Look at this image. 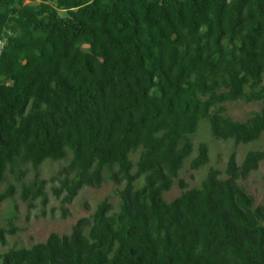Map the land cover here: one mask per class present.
Wrapping results in <instances>:
<instances>
[{"label": "trees", "instance_id": "16d2710c", "mask_svg": "<svg viewBox=\"0 0 264 264\" xmlns=\"http://www.w3.org/2000/svg\"><path fill=\"white\" fill-rule=\"evenodd\" d=\"M0 40V203H44L50 183L65 204L123 185L116 209L105 197L69 233L11 247L0 264H264V203L239 182L264 149L241 163L234 149L199 186L179 179L163 196L201 119L234 146L264 134V0H0ZM236 100L262 105L237 120L224 105ZM46 159L66 163L40 178ZM208 160L199 142L189 166Z\"/></svg>", "mask_w": 264, "mask_h": 264}, {"label": "rangeland", "instance_id": "374dc122", "mask_svg": "<svg viewBox=\"0 0 264 264\" xmlns=\"http://www.w3.org/2000/svg\"><path fill=\"white\" fill-rule=\"evenodd\" d=\"M29 1V0H26ZM225 114L233 119L244 120L255 111L261 108V102L246 103L241 100L226 102ZM193 150L192 153L184 160L182 170L178 173L177 178L171 188L163 194L166 200H171L181 192L179 179H184L188 187L199 186L205 178L210 167H216L221 170L225 167L226 159L232 150H236V160L241 163L245 153L248 150L264 149V134L258 140H252L246 143H240L234 146L233 140L215 139L210 134L208 122L201 119L198 128L192 135ZM199 142H206L209 145V160L196 170L190 168L189 163L197 154ZM137 155V153H136ZM66 161H52L46 159L38 170L40 178H49L53 173L60 169ZM32 173L28 175L31 177ZM10 178H7V181ZM23 180H28L25 178ZM239 182L254 196L255 203H264V159L260 162L259 167L252 171L245 178H240ZM142 178L136 179L135 187H139ZM47 185V196L44 203L42 198L35 199L31 207L26 202L18 199L17 195L10 199L3 200L0 203V226H4L7 216L12 212L13 205H16L15 225L17 231L14 234H8L5 244H0V254L11 247L31 246L40 241H45L49 233L57 232L59 234L69 233L72 225L82 216L90 215L96 205L105 197L109 198L114 209L119 204V197L115 194L118 186L112 182H105L100 187L85 186L79 190L76 197L69 204L62 203L60 197H54L50 192V186ZM5 185H0V191ZM123 186V185H122ZM112 211V210H111Z\"/></svg>", "mask_w": 264, "mask_h": 264}, {"label": "built area", "instance_id": "2783aa9c", "mask_svg": "<svg viewBox=\"0 0 264 264\" xmlns=\"http://www.w3.org/2000/svg\"><path fill=\"white\" fill-rule=\"evenodd\" d=\"M2 44H3V41H2V40H0V48L2 47Z\"/></svg>", "mask_w": 264, "mask_h": 264}]
</instances>
